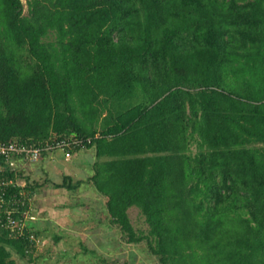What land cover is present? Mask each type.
I'll return each mask as SVG.
<instances>
[{
	"label": "trees",
	"instance_id": "obj_1",
	"mask_svg": "<svg viewBox=\"0 0 264 264\" xmlns=\"http://www.w3.org/2000/svg\"><path fill=\"white\" fill-rule=\"evenodd\" d=\"M26 6L0 0V141L75 134L109 224L159 264H264V0ZM14 183L0 185V264H30L40 230L5 222L35 187Z\"/></svg>",
	"mask_w": 264,
	"mask_h": 264
},
{
	"label": "rangeland",
	"instance_id": "obj_2",
	"mask_svg": "<svg viewBox=\"0 0 264 264\" xmlns=\"http://www.w3.org/2000/svg\"><path fill=\"white\" fill-rule=\"evenodd\" d=\"M22 2L26 12V0ZM54 151L56 150L51 152ZM60 151L72 153L71 160L74 155L80 154L77 167L73 162L65 166L67 171L74 174V179L76 176L83 182L74 190L66 187L54 190L52 195L45 199L43 190L48 182L54 183L58 179L55 173L52 170H38L36 174H28L33 164L17 163L19 173L16 180L24 184L29 175V178H33L32 184H36L33 192L25 191V194L29 195L26 224L35 220L40 222V227L36 226L40 234L33 244V256L36 259L30 264H159L157 258L148 252L144 242H125L116 226L109 224V219L104 213L102 197L93 190L92 184L87 182L92 171L93 150L82 148ZM129 215L135 227H145L144 219L136 208H130ZM29 216L33 218L30 219ZM57 233L61 235L58 239L53 237ZM13 257H16V264H29L25 258L15 255Z\"/></svg>",
	"mask_w": 264,
	"mask_h": 264
},
{
	"label": "built area",
	"instance_id": "obj_3",
	"mask_svg": "<svg viewBox=\"0 0 264 264\" xmlns=\"http://www.w3.org/2000/svg\"><path fill=\"white\" fill-rule=\"evenodd\" d=\"M82 146V140L79 139L75 134H69L64 137H56L51 136L48 139L41 141L39 143H21L18 141H0V173L5 171L6 169L9 171H13L16 173L18 171V165L17 163L22 162H32L37 161L40 159V157L48 152H51L53 150H66L70 151L74 148H81ZM68 153V152H67ZM15 182L14 184L17 185H25L20 184L16 179L13 181L12 179L8 180H0V185L9 184ZM25 195V194H24ZM27 201L29 202V195L26 196ZM0 200H3L0 196ZM15 200H13V203ZM21 204H24V200L21 199ZM29 207V206H28ZM12 210H7V215L10 216ZM27 211V210H26ZM26 211L23 213V217L15 220L12 217H9L8 221L5 222V226L9 227L11 231L13 232H22L23 227L26 225ZM30 219L33 218V216H29ZM37 236L34 234L30 235V239L32 240V244H34V241L36 240Z\"/></svg>",
	"mask_w": 264,
	"mask_h": 264
},
{
	"label": "crops",
	"instance_id": "obj_4",
	"mask_svg": "<svg viewBox=\"0 0 264 264\" xmlns=\"http://www.w3.org/2000/svg\"><path fill=\"white\" fill-rule=\"evenodd\" d=\"M43 155H44L43 156L44 158L41 157V159L37 160L36 162H32V163L31 162H27V163L33 164V165H31L32 168H29L28 174L31 173V172H32V174H36V173L39 172L38 170H41V172H46V171L48 172V171L52 170L53 173H55V176L58 177V179H56L55 182L53 180L54 183H49L48 182L45 185V187L46 186L47 187L43 190V193H42L43 195H45L44 199L46 197H50L54 190L56 191L57 189L62 188V187H55L54 184H57V183L61 184L63 182V180L66 179V178H67V181L71 182L72 184L77 182L78 180H81L79 177L77 179L76 176H75V179H74V174L72 172L67 171V167L65 166L67 163H72L73 162L74 166L77 167L79 162H80V159H79L80 158V154L74 155L72 160H71V157L73 155L72 153L66 154L65 152L60 151V150H56L54 152H51L50 154H43ZM82 166H83V164H82ZM76 173L78 174L79 172H76ZM26 178L30 182H32L33 178H29V175ZM25 181H26V179H25ZM51 185H54V186L52 188H49V186H51ZM34 187H35L34 189H36V184H34ZM34 189H33V191H34ZM28 192H29V190H28ZM32 223H33L35 228H36V226H37V228L40 227V224H39L40 222L39 221L35 220V221H32ZM55 235L59 236V238L61 237V235L58 234V233L55 234Z\"/></svg>",
	"mask_w": 264,
	"mask_h": 264
},
{
	"label": "water",
	"instance_id": "obj_5",
	"mask_svg": "<svg viewBox=\"0 0 264 264\" xmlns=\"http://www.w3.org/2000/svg\"><path fill=\"white\" fill-rule=\"evenodd\" d=\"M14 258H16V257H14ZM19 258V257H18ZM16 263H17V261H16Z\"/></svg>",
	"mask_w": 264,
	"mask_h": 264
}]
</instances>
